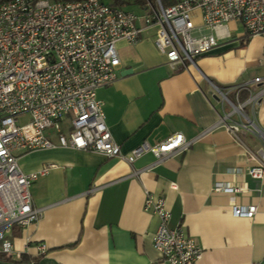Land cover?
<instances>
[{
    "label": "crops",
    "instance_id": "obj_1",
    "mask_svg": "<svg viewBox=\"0 0 264 264\" xmlns=\"http://www.w3.org/2000/svg\"><path fill=\"white\" fill-rule=\"evenodd\" d=\"M226 29L228 37L187 67L167 63L155 47L154 27L140 31L134 43L117 42L116 78L95 96L123 154L174 132L198 135L230 113L231 103L246 100L249 91L236 92L237 84L247 82L252 92L264 88V38L245 39L233 22ZM257 76L261 81L253 83ZM244 111L264 131V95L253 112L249 104ZM239 118L234 112L227 120ZM261 146L250 131L239 129L235 136L217 126L159 162L151 152L131 164L68 147L16 152L23 172L53 166L29 187L32 204L44 207L41 217L6 234L20 258L0 254V264H163L152 246L158 218L144 210V191L164 199L169 228L181 225L201 247L196 264H264V177L249 176L255 161L245 149ZM217 183L240 187L233 201L255 204L254 215H231L230 197L212 192Z\"/></svg>",
    "mask_w": 264,
    "mask_h": 264
},
{
    "label": "built area",
    "instance_id": "obj_2",
    "mask_svg": "<svg viewBox=\"0 0 264 264\" xmlns=\"http://www.w3.org/2000/svg\"><path fill=\"white\" fill-rule=\"evenodd\" d=\"M144 1L142 15L102 0L0 1V254L20 258L6 234L13 225L25 226L41 217L44 207L32 204L29 187L53 166L23 172L16 152L68 147L119 156L129 164L151 152L154 162H159L222 126L235 136L243 129L259 137V149L245 147L255 161L247 173L254 179L264 177V132L244 111L245 104L254 111L264 88L252 92L247 82L235 85L236 92L249 91L246 100L231 103L230 113L224 112L198 135L186 138L174 132L154 144L143 141L128 153L121 152L105 123L102 101L95 96L98 87L116 78L119 40L134 43L140 31L154 27L155 47L167 63L187 67L230 35L228 22L243 30L245 39L264 38V0H178L166 7L160 0ZM259 81V76L252 79ZM234 112L239 120L228 121ZM25 114L28 121L19 123L18 117ZM239 191L240 187L228 183H217L212 189L230 197L231 215L252 217L255 204L233 201ZM144 192V210L158 218L152 246L163 264H196L201 247L181 225L167 226L170 213L162 197ZM38 248L45 251L43 244Z\"/></svg>",
    "mask_w": 264,
    "mask_h": 264
},
{
    "label": "trees",
    "instance_id": "obj_3",
    "mask_svg": "<svg viewBox=\"0 0 264 264\" xmlns=\"http://www.w3.org/2000/svg\"><path fill=\"white\" fill-rule=\"evenodd\" d=\"M2 1V0H0ZM52 1H72V0H52ZM104 1V0H102ZM109 4L111 5H115L118 7H125L127 8L129 5H133L135 7H137L138 9L143 8L144 7V0H109ZM161 4L166 7L168 5H171L173 3H175L178 0H160Z\"/></svg>",
    "mask_w": 264,
    "mask_h": 264
},
{
    "label": "rangeland",
    "instance_id": "obj_4",
    "mask_svg": "<svg viewBox=\"0 0 264 264\" xmlns=\"http://www.w3.org/2000/svg\"><path fill=\"white\" fill-rule=\"evenodd\" d=\"M106 3H109L110 1L109 0H104ZM128 9H130V10H132V11H134L136 14H138V15H142L143 13L141 12V10H139L138 8H136L135 6H133V5H129L128 7H127ZM28 115H21V116H19L18 117V122L19 123H25V122H27L28 121Z\"/></svg>",
    "mask_w": 264,
    "mask_h": 264
},
{
    "label": "water",
    "instance_id": "obj_5",
    "mask_svg": "<svg viewBox=\"0 0 264 264\" xmlns=\"http://www.w3.org/2000/svg\"><path fill=\"white\" fill-rule=\"evenodd\" d=\"M131 69H127L125 72H127V71H130ZM260 130V129H259ZM261 131V130H260ZM261 132H264V131H261Z\"/></svg>",
    "mask_w": 264,
    "mask_h": 264
}]
</instances>
